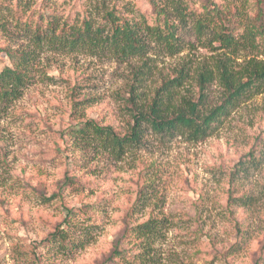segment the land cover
<instances>
[{
    "label": "rangeland",
    "instance_id": "rangeland-1",
    "mask_svg": "<svg viewBox=\"0 0 264 264\" xmlns=\"http://www.w3.org/2000/svg\"><path fill=\"white\" fill-rule=\"evenodd\" d=\"M115 1L0 0V47H25L29 36L22 25L35 26L46 9L62 22L87 10L103 13ZM236 1L248 10L257 0ZM116 2L149 7L148 0ZM181 34L183 50L173 56L153 45L146 57L157 67L141 87L131 75L146 57L122 62L109 53L41 55L34 83L0 109V264H137L142 249L127 244L125 254H136L131 262L118 257L116 242L150 217L168 220L150 264H264V163L234 173L240 160L262 148L256 139L264 131V92L244 96L198 142L157 133L147 123L140 140L121 153L89 137L93 123L120 137L131 133L132 85L146 109L164 75L183 61L230 54L187 28ZM8 63L1 54L0 70ZM187 86L197 97L196 81ZM205 93L209 109L222 101L224 87L215 80ZM246 195L253 202L240 206L237 198ZM61 231L77 245H62Z\"/></svg>",
    "mask_w": 264,
    "mask_h": 264
},
{
    "label": "trees",
    "instance_id": "trees-1",
    "mask_svg": "<svg viewBox=\"0 0 264 264\" xmlns=\"http://www.w3.org/2000/svg\"><path fill=\"white\" fill-rule=\"evenodd\" d=\"M116 1L103 13L87 10L82 17H68L61 22L57 17L52 18L53 13L46 9L40 12L35 26H29L30 21L24 22L28 44L0 47V57L4 54L9 59L0 70V109L20 99L34 83L39 71L38 59L45 51L109 53L123 62L144 58L156 47L161 53L173 56L183 50V28L194 31L214 50L226 49L230 54L196 64L183 61L172 75H164L153 95L147 98L146 109L143 105L139 107L137 101L142 96L134 92L132 85L129 101L135 111L131 133L120 137L112 128L93 123L89 137L100 148L121 153L130 142L140 140L144 123L157 133L187 136L195 142L204 140L217 130L244 96L264 92V0L255 1L254 7L248 10L236 0H148L146 9L136 2L130 7ZM241 53L246 55L239 61ZM151 59L138 60L133 66L131 78L140 83L139 87L145 86L155 73L157 66ZM193 80L199 89L197 97L187 86ZM215 80L224 87V97L218 105L205 109L206 89ZM256 141L262 147L259 154L252 152L245 156L237 163L234 173H247L250 167L259 168L264 163V131ZM237 199L240 206L253 202L251 195ZM165 221L168 220L150 217L129 228L116 242L118 257H128L134 262L135 253L125 254L128 244L142 249L141 258L135 260L137 264L155 261V243L162 235ZM64 232H60L59 238L62 245H77L73 239L67 240Z\"/></svg>",
    "mask_w": 264,
    "mask_h": 264
}]
</instances>
